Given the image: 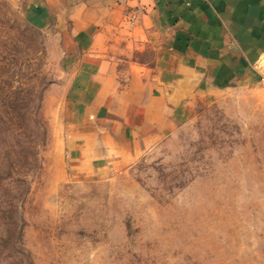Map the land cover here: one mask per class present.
<instances>
[{
	"label": "rangeland",
	"instance_id": "1",
	"mask_svg": "<svg viewBox=\"0 0 264 264\" xmlns=\"http://www.w3.org/2000/svg\"><path fill=\"white\" fill-rule=\"evenodd\" d=\"M50 57L0 0V264H264V86L74 176Z\"/></svg>",
	"mask_w": 264,
	"mask_h": 264
},
{
	"label": "crops",
	"instance_id": "2",
	"mask_svg": "<svg viewBox=\"0 0 264 264\" xmlns=\"http://www.w3.org/2000/svg\"><path fill=\"white\" fill-rule=\"evenodd\" d=\"M59 69L74 176L139 160L224 94L264 86V0H7Z\"/></svg>",
	"mask_w": 264,
	"mask_h": 264
}]
</instances>
